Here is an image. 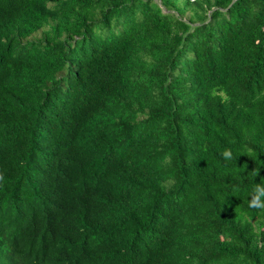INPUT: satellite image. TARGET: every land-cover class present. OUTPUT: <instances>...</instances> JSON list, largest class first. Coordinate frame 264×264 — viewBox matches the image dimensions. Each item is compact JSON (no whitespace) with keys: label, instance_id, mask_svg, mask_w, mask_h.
Returning <instances> with one entry per match:
<instances>
[{"label":"trees","instance_id":"trees-1","mask_svg":"<svg viewBox=\"0 0 264 264\" xmlns=\"http://www.w3.org/2000/svg\"><path fill=\"white\" fill-rule=\"evenodd\" d=\"M0 176V264H264V0H0Z\"/></svg>","mask_w":264,"mask_h":264},{"label":"clouds","instance_id":"clouds-1","mask_svg":"<svg viewBox=\"0 0 264 264\" xmlns=\"http://www.w3.org/2000/svg\"><path fill=\"white\" fill-rule=\"evenodd\" d=\"M242 154H246L247 156L250 157V151L248 153H242ZM221 156L225 161H230L233 159V153L231 149H225L224 151L221 152ZM253 174L255 175H259L258 170H253L252 171ZM3 177L0 176V179H2ZM249 207L252 209H257V210H261L264 211V182H259V183H255L252 186V190H251V199L248 202ZM0 233H2L4 235V239L5 242L9 243L12 241L13 239V235L8 234L7 230H8V225L6 224L5 221L0 219Z\"/></svg>","mask_w":264,"mask_h":264},{"label":"rangeland","instance_id":"rangeland-1","mask_svg":"<svg viewBox=\"0 0 264 264\" xmlns=\"http://www.w3.org/2000/svg\"><path fill=\"white\" fill-rule=\"evenodd\" d=\"M157 1L160 2V0H157ZM190 12H191V11H187L186 15L188 16V15L190 14Z\"/></svg>","mask_w":264,"mask_h":264}]
</instances>
